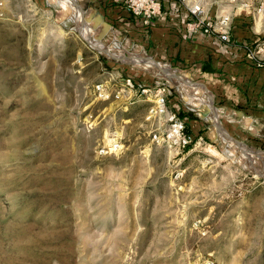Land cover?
Returning <instances> with one entry per match:
<instances>
[{
	"label": "rangeland",
	"instance_id": "rangeland-1",
	"mask_svg": "<svg viewBox=\"0 0 264 264\" xmlns=\"http://www.w3.org/2000/svg\"><path fill=\"white\" fill-rule=\"evenodd\" d=\"M55 1L0 0V264H264V154L152 142L128 90L159 72L104 63Z\"/></svg>",
	"mask_w": 264,
	"mask_h": 264
},
{
	"label": "crops",
	"instance_id": "crops-1",
	"mask_svg": "<svg viewBox=\"0 0 264 264\" xmlns=\"http://www.w3.org/2000/svg\"><path fill=\"white\" fill-rule=\"evenodd\" d=\"M79 1L101 14L105 21L117 30L124 31L134 46L139 48L140 54L176 69L178 73H184L185 77H180L201 84L209 90L210 101L219 115L220 125L232 138L246 142L247 145H243L247 147L258 148L264 145V52L261 55L263 64L258 66L246 57L241 48L244 43L259 40L258 34L264 33V15L257 17L252 12H243L230 5L227 0H202L206 3L210 16L220 13L232 15L230 36L235 41L233 46L219 43L210 37L188 34L185 28V10L174 0H162L161 16L150 20L148 24L132 17L125 9L123 0ZM110 51L123 53L118 47ZM126 56L117 59L99 54L104 63L110 62L124 68L131 65L127 61H120L127 59ZM137 66L139 69L150 68L145 64ZM155 74L158 76L156 83H169L166 81V78H169L164 74ZM145 86L151 87L145 88L148 90L144 93L146 95L128 90V94L133 95L132 102L125 100L123 91L119 95L121 103L128 102L132 105L147 102L153 105L154 89L151 85ZM196 95L204 97L200 90ZM196 95L191 87L186 85L170 89L169 110L185 122L187 132L195 141L201 138L211 145H223L224 141L220 135L214 141L209 140L213 129L210 116L204 115L207 106L202 105ZM153 122L157 126L156 121ZM225 144L223 146L229 143Z\"/></svg>",
	"mask_w": 264,
	"mask_h": 264
},
{
	"label": "built area",
	"instance_id": "built-area-1",
	"mask_svg": "<svg viewBox=\"0 0 264 264\" xmlns=\"http://www.w3.org/2000/svg\"><path fill=\"white\" fill-rule=\"evenodd\" d=\"M174 1L185 10V28L188 34L210 37L219 43L235 45V41L230 36L231 14L220 13L210 16L206 10V3L202 0H196L195 2L192 0ZM122 2L132 17L141 19L145 24L162 14V0H123ZM227 2L243 12H252L257 17L264 15V0H255V4L253 0H227ZM114 46L117 47V45ZM241 48L250 61L262 66L261 55L264 52V42L262 40L257 39L252 43H244ZM158 84L163 85L162 82H158ZM126 86L133 87L130 78L126 80ZM147 91V89L141 90L142 93ZM169 93L170 91L166 92L165 88L160 86L154 90V103L150 107L146 119L155 120L157 123V128L152 133V142L181 151L187 149L195 140L187 132L185 122L176 113L169 110ZM201 140L199 138L198 141ZM119 147V143H114L112 150L116 151ZM102 152L107 153V151Z\"/></svg>",
	"mask_w": 264,
	"mask_h": 264
},
{
	"label": "bare ground",
	"instance_id": "bare-ground-1",
	"mask_svg": "<svg viewBox=\"0 0 264 264\" xmlns=\"http://www.w3.org/2000/svg\"><path fill=\"white\" fill-rule=\"evenodd\" d=\"M55 1V0H54ZM71 1L72 0H65V2H66V5H67V7H69V9L70 8H73V6L71 5ZM55 2H57V1H55ZM59 3V2H58ZM61 5H63V4H61ZM74 10V9H73ZM68 11H71V9L70 10H68ZM89 14H87L86 16H88ZM73 17L79 22V20H80V16L79 15H76V13H75V11H74V15H73ZM89 17V16H88ZM92 19L91 18H89V19H87L86 18V21H85V26H84V29H85V31H86V33L84 34V35H86V37H84L83 35H82V33H81V28H79L78 29V31H79V33H80V35L82 36V37H84V38H88V39H90L91 41H93V42H95L96 41V37L93 35V37L91 38V35L93 34V30H92V24H93V21H91ZM101 20L100 21H98V23L99 24H101ZM115 37H116V42L118 43L117 44V47L118 48H120L121 50H122V52L123 53H116V52H114L115 54H116V56L118 57V59H121V57H123L121 54H124V53H128V54H130L131 56L130 57H127V59H122V60H120L121 62H129V63H131L132 65H141V64H145V65H147V66H149V67H151V68H154L155 70H157L159 73H163L166 77H168L169 79H171V80H173V81H175L177 84L176 85H178L180 82H179V77L176 75V73H175V71L173 70V68H171V67H169V66H167V65H165V64H160V63H157V62H155V61H153V60H151V59H149L148 58V56H145V55H143V54H140L138 51H137V49L136 48H134V47H130V48H128V46H127V44H126V41L124 40V39H121L119 36H116L115 35ZM96 44L98 45V46H100V47H103L104 45L103 44H101V43H99V42H97L96 41ZM108 49H110V48H108ZM111 50V49H110ZM113 52V51H112ZM142 60L145 62V63H142ZM183 80L184 81H187L186 79H184L183 78ZM187 83V82H186ZM182 86L184 85V84H181ZM182 89V88H181ZM191 89H192V91L194 92V95H196V92L198 91V90H200L202 93H203V95H204V97L203 98H201V97H198L199 98V100H200V103L202 104V105H206L207 106V110H206V113H208V116H210V123H212V126H214L215 125V127L218 129V134L220 133V129H222V127H221V125H220V119H219V115L218 114H216V115H214L213 114V102L212 101H210V92H209V90H207L204 86H202L201 84H196V86H194V87H191ZM213 123H214V125H213ZM224 132H226L224 129H222ZM228 139V141H230L231 143H233L234 145H236L238 148H239V150H240V148H242L247 154H251V155H253V156H259V155H261V154H264V153H261V152H257V151H252V150H249L248 148H246V146L245 145H243V144H241V143H237V142H235L234 140H232L231 138H227ZM235 161V160H234ZM241 162V161H240ZM243 164H245V163H243ZM250 164V163H249Z\"/></svg>",
	"mask_w": 264,
	"mask_h": 264
},
{
	"label": "water",
	"instance_id": "water-1",
	"mask_svg": "<svg viewBox=\"0 0 264 264\" xmlns=\"http://www.w3.org/2000/svg\"><path fill=\"white\" fill-rule=\"evenodd\" d=\"M71 5L73 6V9L74 10H72V11H67L66 9H64L63 7V12H65V14L66 15H69V14H73L74 15V11H75V13H76V15H79L80 16V25H81V27H84L85 26V21H86V18L87 19H89V18H91L92 20L91 21H93V24H92V26L93 27H97V26H100V25H103V27H104V29L105 30H107V31H109L110 29H111V26L110 25H108L107 23H106V21L104 20V18H103V16L101 15V14H99L97 11H95V10H93V9H91L90 7H88L87 5H85V6H81L80 5V3L78 2V0H72L71 1ZM84 13H85V15H84ZM87 14H89L88 16H86ZM102 21L101 22V24H99L98 23V21ZM92 27V28H93ZM124 32H122V31H117V32H114V34L116 35V36H119L121 39H124L125 41H126V44H127V46H128V48H130V47H134V48H136L135 46H134V44L132 43V41L131 40H129L128 38H126L125 36H124V34L126 35V33H124ZM82 37V36H81ZM115 37V36H114ZM82 39H83V41L86 43V45H88V47L89 48H91L93 51H95L96 53H98V54H102V55H105V56H107V57H109V58H117L118 59V57L116 56V54L114 53V52H111L110 51V49H108V45H105V44H103L104 46L103 47H100V46H98L97 44H96V41L95 42H93V41H91L90 39H88V38H84V37H82ZM97 39V38H96ZM115 40H116V37H115ZM102 44V43H101ZM137 49V51L139 52V48H136ZM142 49H140V51H141ZM140 53V52H139ZM126 55L124 54V56H123V58L125 57ZM148 58L149 59H151V60H153L151 57H149L148 56ZM154 61V60H153ZM156 62V61H155ZM142 63H145L143 60H142ZM131 64V63H130ZM174 71H175V73H176V75L178 76V74H177V71H176V69H173ZM180 79H179V84L178 85H170L169 83H167V86L170 88V89H173V88H177L179 85H181V84H184V85H186V86H188V87H194V86H196V84L197 83H195V82H192V81H190L189 79H186L187 81H184L183 80V78L182 77H180V76H178ZM166 81L168 82V80H167V78H166ZM187 82V83H186ZM196 96H198V95H196ZM213 114L214 115H216L217 113H216V109H215V107H213ZM205 116H207L208 115V113H205L204 114ZM211 125H212V123H211ZM213 125H214V123H213ZM213 127V129H212V136L210 137V141H214V140H216V139H218V137H219V135H220V137H222V139H223V141H224V144L223 145H226L225 143H227L228 144V137L229 138H231L232 140H234L235 142H237V143H241V144H243L240 140H238V139H235V138H232L228 133H226V132H224L222 129H220V133L218 134V129L215 127V125L214 126H212Z\"/></svg>",
	"mask_w": 264,
	"mask_h": 264
}]
</instances>
